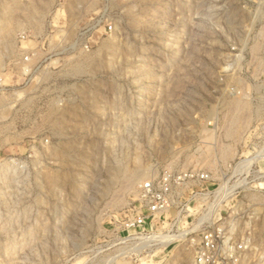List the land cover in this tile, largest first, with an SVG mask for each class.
I'll list each match as a JSON object with an SVG mask.
<instances>
[{"label": "rangeland", "instance_id": "rangeland-1", "mask_svg": "<svg viewBox=\"0 0 264 264\" xmlns=\"http://www.w3.org/2000/svg\"><path fill=\"white\" fill-rule=\"evenodd\" d=\"M263 96L264 0H0V264H191L173 212L124 225L182 169L212 171L240 264H264V165L234 166Z\"/></svg>", "mask_w": 264, "mask_h": 264}, {"label": "built area", "instance_id": "built-area-1", "mask_svg": "<svg viewBox=\"0 0 264 264\" xmlns=\"http://www.w3.org/2000/svg\"><path fill=\"white\" fill-rule=\"evenodd\" d=\"M111 28L108 26V30ZM246 150L244 155L247 157L240 158L234 165L236 171L241 174L242 171L261 170L259 162L264 165V133ZM213 176L209 169L165 170L141 181L137 188L139 209L124 223L128 229H140L141 236L130 238L140 239L156 232H148L144 227L148 223L156 227L172 215L170 230L164 234H169L173 228L184 227L176 235H181L177 239L191 246V264H240L242 245L227 236L225 217L222 216V206L228 203L226 192L218 186L209 187L214 181Z\"/></svg>", "mask_w": 264, "mask_h": 264}, {"label": "bare ground", "instance_id": "bare-ground-1", "mask_svg": "<svg viewBox=\"0 0 264 264\" xmlns=\"http://www.w3.org/2000/svg\"><path fill=\"white\" fill-rule=\"evenodd\" d=\"M140 175H141V170H140V172H133V174L129 177V183L133 184L135 181H137V178ZM154 236L156 237V235H154ZM154 236H151L149 239L155 238ZM177 237H180V235L177 236ZM177 237L164 236V238H162L163 239L162 243L165 245V244L169 243L170 241H172L173 239H175ZM146 244H148V243H146Z\"/></svg>", "mask_w": 264, "mask_h": 264}]
</instances>
